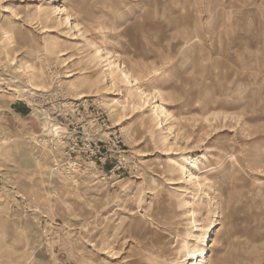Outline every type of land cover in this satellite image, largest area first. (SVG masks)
I'll list each match as a JSON object with an SVG mask.
<instances>
[{"label": "rangeland", "instance_id": "1", "mask_svg": "<svg viewBox=\"0 0 264 264\" xmlns=\"http://www.w3.org/2000/svg\"><path fill=\"white\" fill-rule=\"evenodd\" d=\"M50 2L0 0V264H264V0Z\"/></svg>", "mask_w": 264, "mask_h": 264}, {"label": "bare ground", "instance_id": "2", "mask_svg": "<svg viewBox=\"0 0 264 264\" xmlns=\"http://www.w3.org/2000/svg\"><path fill=\"white\" fill-rule=\"evenodd\" d=\"M57 0H51L50 3H54L51 5V13L54 15V16H59V15H63V21L64 23H66L71 29L74 28L77 30V32L80 31V28H78V24H76L74 21H73V17L71 15L68 14L67 12V7L65 6H60V5H57L55 4ZM48 13V12H47ZM71 14V13H70ZM9 33V32H8ZM79 34L81 35V33L79 32ZM9 38L11 37V35H7ZM103 50H101L100 48H95V51H94V54H95V57L101 59V61H103L105 64H103L105 66L104 68V76L106 77V80L109 82L110 86H114L115 85V80H114V77H113V73L116 71L118 72V75L121 79V81L123 82H127L128 83V86L129 87H132L134 88V94L139 98V101L145 103V104H148L150 100H152L153 98H158L157 100L155 99V103H154V110L156 112V115H157V118L159 120V127L162 126L163 122L167 120V118L169 119V117L171 118L172 117V114L169 112V110H167L165 108V106L163 107L162 105V100H163V97L160 93H158L157 95H150L149 93H146L145 91H142L140 90L137 86H136V83H135V80L131 79L132 76L125 70L123 69V67H121L120 64H118L117 60H111L110 56H107L105 54H103L102 52ZM63 52V51H62ZM61 53V51H60ZM61 56V55H60ZM68 60V59H67ZM71 62V61H70ZM69 62V63H70ZM68 64V62L66 61L65 62V66ZM68 66V65H67ZM40 74V73H39ZM36 75H38V73H36ZM35 75V76H36ZM73 76V73H68L65 74V78H70ZM40 77V76H39ZM3 79V78H2ZM37 79H40V78H37ZM41 80V79H40ZM88 82V80H84V81H80L79 82V85H82V84H86ZM39 83V82H38ZM3 83L0 81V86H2ZM7 85V84H6ZM27 86H29V89L30 90H33L34 92H42L44 91V89L42 90V87L39 86V85H36L32 82H30L29 84H27ZM43 86V85H42ZM44 87V86H43ZM7 90L8 91H11L13 95H15L16 97L17 96H21L22 94H20V89L17 88V87H7ZM1 91V90H0ZM78 94V93H77ZM22 97V96H21ZM86 97V94H84V92H80V94L78 96H76V98H69L71 100H74V101H80L81 99L85 98ZM40 104V103H38ZM71 104V103H70ZM36 106V105H35ZM42 108V107H41ZM45 108V107H43ZM43 112H45L46 110H42ZM171 126L170 125H165L164 127H162V133H163V138H164V143H166V145L168 144L167 140H168V136H169V131L171 130ZM175 144V143H173ZM168 149H171V146L168 147ZM185 161V160H184ZM179 166V165H178ZM180 169L183 171V173L185 174L186 176V179H187V182L193 186H199L201 185L200 184V180L199 178L197 177L196 174L192 173V172H189V171H185V165H180L179 166ZM178 171V170H177ZM182 173V172H181ZM206 175V174H205ZM204 175V176H205ZM200 176V175H198ZM185 179V180H186ZM205 179V178H204ZM206 180V179H205ZM186 182V183H187ZM205 184V183H204ZM190 185V186H191ZM209 185V184H208ZM207 187V185H204ZM192 187V186H191ZM203 187V186H202ZM199 188V187H198ZM186 201V200H185ZM213 201V200H212ZM214 203V202H213ZM192 211V210H191ZM193 212V211H192ZM188 213V212H187ZM192 215V214H190ZM192 219V218H191ZM192 221H195L194 219H192ZM211 247V246H210ZM187 253L185 254H192V255H195V253L193 251H191V248L189 250V248L187 247ZM203 250V249H202ZM201 250V252H202ZM200 251V250H199ZM197 252V251H195ZM200 252V253H201ZM198 253V252H197ZM198 255V254H197ZM196 258V257H195ZM198 258V257H197ZM189 259H192L191 258V255L190 256H184V258L182 260H179L177 261V264H186V262L189 260ZM206 260L205 257H200V259L196 260L195 259V262L193 261L192 264H196V261H199V262H202L203 260Z\"/></svg>", "mask_w": 264, "mask_h": 264}]
</instances>
